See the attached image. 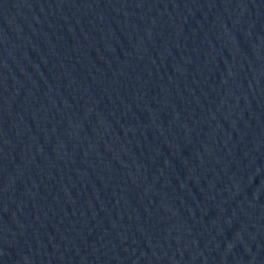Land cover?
I'll return each instance as SVG.
<instances>
[{
	"label": "water",
	"instance_id": "1",
	"mask_svg": "<svg viewBox=\"0 0 264 264\" xmlns=\"http://www.w3.org/2000/svg\"><path fill=\"white\" fill-rule=\"evenodd\" d=\"M0 264H264V0H0Z\"/></svg>",
	"mask_w": 264,
	"mask_h": 264
}]
</instances>
